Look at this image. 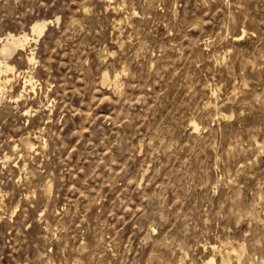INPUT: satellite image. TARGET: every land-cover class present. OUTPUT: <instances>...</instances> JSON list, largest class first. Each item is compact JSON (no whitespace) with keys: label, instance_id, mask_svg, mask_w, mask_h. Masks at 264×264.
<instances>
[{"label":"rangeland","instance_id":"1","mask_svg":"<svg viewBox=\"0 0 264 264\" xmlns=\"http://www.w3.org/2000/svg\"><path fill=\"white\" fill-rule=\"evenodd\" d=\"M23 32L0 264H264V0H0Z\"/></svg>","mask_w":264,"mask_h":264},{"label":"bare ground","instance_id":"2","mask_svg":"<svg viewBox=\"0 0 264 264\" xmlns=\"http://www.w3.org/2000/svg\"><path fill=\"white\" fill-rule=\"evenodd\" d=\"M57 18V17H56ZM47 25V20H35L32 24H31V29L33 31V33H36L37 35H40L41 33H43L44 29L46 28ZM29 40V36L27 32H23L21 34H15V33H10L5 40H3L2 45H1V49H0V53L6 57L9 55H12L13 52L20 46L23 47ZM32 58V56L30 57V59ZM3 61V60H2ZM1 61V62H2ZM6 68H11L7 63H6ZM1 70V69H0ZM118 75V74H117ZM116 78V77H115ZM9 79V78H8ZM109 81V77L107 75V73H105L103 75V83L108 82ZM116 81V79H115ZM1 76H0V88H1ZM6 82V80H5ZM113 85V84H112ZM1 90V89H0ZM32 145V144H31ZM215 248V247H214ZM215 250V249H214ZM223 252V251H222ZM230 257L229 252H226L223 256H222V263L221 264H228V258ZM203 264H214V258L211 257L209 259H207ZM230 264V263H229ZM238 264L240 263V259L238 260Z\"/></svg>","mask_w":264,"mask_h":264}]
</instances>
